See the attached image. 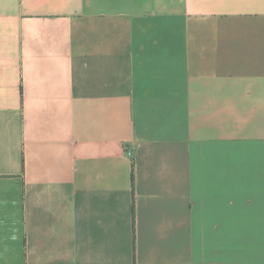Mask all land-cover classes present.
Masks as SVG:
<instances>
[{"label": "crops", "instance_id": "obj_1", "mask_svg": "<svg viewBox=\"0 0 264 264\" xmlns=\"http://www.w3.org/2000/svg\"><path fill=\"white\" fill-rule=\"evenodd\" d=\"M0 264H264V0H0Z\"/></svg>", "mask_w": 264, "mask_h": 264}, {"label": "built area", "instance_id": "obj_2", "mask_svg": "<svg viewBox=\"0 0 264 264\" xmlns=\"http://www.w3.org/2000/svg\"><path fill=\"white\" fill-rule=\"evenodd\" d=\"M129 155H134V152L132 150L127 151Z\"/></svg>", "mask_w": 264, "mask_h": 264}]
</instances>
